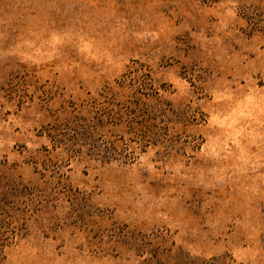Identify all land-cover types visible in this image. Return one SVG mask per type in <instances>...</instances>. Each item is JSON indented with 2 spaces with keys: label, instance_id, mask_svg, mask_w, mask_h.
Returning <instances> with one entry per match:
<instances>
[{
  "label": "rangeland",
  "instance_id": "374dc122",
  "mask_svg": "<svg viewBox=\"0 0 264 264\" xmlns=\"http://www.w3.org/2000/svg\"><path fill=\"white\" fill-rule=\"evenodd\" d=\"M0 264H264V0H0Z\"/></svg>",
  "mask_w": 264,
  "mask_h": 264
}]
</instances>
